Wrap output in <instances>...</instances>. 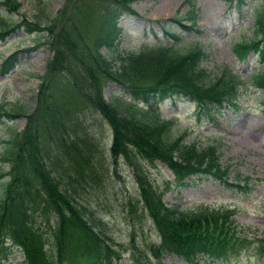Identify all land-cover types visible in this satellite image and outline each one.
Segmentation results:
<instances>
[{
  "label": "trees",
  "instance_id": "obj_1",
  "mask_svg": "<svg viewBox=\"0 0 264 264\" xmlns=\"http://www.w3.org/2000/svg\"><path fill=\"white\" fill-rule=\"evenodd\" d=\"M130 1L95 0L98 7L87 38L79 19L83 14L82 7L77 6L76 0H62L43 23L37 16L15 21L0 16V36L19 26L26 32L43 30L45 43L51 49L39 75L33 108L26 112L21 104L5 107L4 102H0V115L10 118L23 114L25 117L19 133L10 129L1 150V156L8 160L5 170L8 178L3 183L4 194L0 200V264H4L6 252L11 250L8 246L20 251L21 264H112L111 260L120 252L87 221L79 205L64 187H59L43 160L40 146L43 135L53 143L65 142V134L61 131L63 124L57 116L59 111L57 107L50 109L53 104L44 94L52 73H61L70 88L106 119L111 128V156L120 154L132 167L141 202L138 212L146 211L158 234V241L149 243L147 250L155 261L143 257L139 245L130 242V257L136 264H161L159 257L163 252L178 254L188 263L194 262L197 255L237 257L239 249L248 245L230 209L193 213L168 205L138 162L139 158H158L171 169L175 186L187 184L192 173L206 172L223 184L244 189L249 176L235 170L230 177L228 164H221L217 159L215 144L198 147L193 140L183 141L180 133H170L166 118L149 111L151 105L163 97H187L205 108L235 105L236 74L222 70L204 81L202 78L206 73L199 64L201 49L195 46L174 51L165 41L145 44L135 51H117L119 63L112 64V57H106L101 48L116 47L121 30L118 19L133 11ZM0 6L13 10L19 6V1L0 0ZM183 15L169 19L181 26L192 25L196 7L189 6L186 11L184 18L188 24L180 22ZM163 21L160 22L161 29L174 37V32L163 27ZM254 22V31L258 35L233 44V51L238 56L249 48L256 51L259 58L264 57V16L257 14ZM15 56L12 50L0 58V74L13 65ZM247 78L250 83L264 86V69L250 72ZM106 81L118 85L125 94L112 92L110 95L114 103L122 104L125 113L119 112L113 102L102 96L101 88ZM136 101L146 107L137 106ZM136 111L148 117L138 118ZM90 139L95 141L94 136ZM92 141L88 145L91 146ZM71 145L74 162L79 164L88 157L82 147L74 142ZM46 210L55 216L51 247H44L36 222L37 216L45 215ZM74 229L75 236H72L68 231ZM5 237L8 242L4 241ZM75 239L80 241L78 248L72 245ZM251 246L257 259L264 260V237H256Z\"/></svg>",
  "mask_w": 264,
  "mask_h": 264
},
{
  "label": "rangeland",
  "instance_id": "obj_2",
  "mask_svg": "<svg viewBox=\"0 0 264 264\" xmlns=\"http://www.w3.org/2000/svg\"><path fill=\"white\" fill-rule=\"evenodd\" d=\"M18 1L19 6L13 10L0 6V15L7 21L37 16L43 23L62 0ZM76 1L77 6L82 7L83 14L79 15V19L87 38L98 5L95 0ZM189 1L131 0L133 11L118 19L121 30L116 47H102L101 51L106 57H112L111 62L116 65L119 63L117 51L136 50L145 44L165 41L171 44L174 51L197 45L202 50L200 64L206 71L202 78L204 81L222 68L236 74V106L229 103L205 108L189 98L164 97L151 105L149 111L167 119L170 133L184 131L183 140H193L198 147L215 144L218 161L229 163L230 176L235 170L249 175L245 189L226 186L205 172L191 174L190 184L176 188L171 184L173 174L163 162L155 158H139L138 162L154 189L162 191L161 197L167 203H177L185 209L194 210L231 208L234 220L243 226L239 231L245 235L247 244L256 241V237L264 236V86L253 85L247 78L249 72L264 67V58L260 60L257 52L252 50L238 57L231 46L234 41L255 36L253 19L257 14L264 15V0H243L242 3L236 0H192L197 6L194 25L183 27L171 21L169 18L174 14L186 12ZM183 16L180 21L186 24ZM162 20L163 27L176 34L174 37L161 29ZM12 50L16 55L14 65L0 74V101L7 106L22 104L24 111H30L35 102L38 76L43 72L51 49L45 43L43 30L26 32L21 27H15L0 36V58ZM101 90L111 102L112 92L125 95L118 85L110 81L104 82ZM44 94L53 104L50 109L57 107V116L63 124L61 131L65 134L63 143L48 141L45 135L40 138L43 160L59 187L66 189L94 229L121 250L112 264H136L130 258V242L139 245L143 257L155 261L156 258L148 253L146 247L158 237L146 211L138 212L141 202L131 165L120 157L112 159L108 153L111 140L108 122L69 89L61 73L50 75ZM113 104L119 112L125 113L122 104ZM136 105L144 108L140 101ZM135 116L148 117L140 111H136ZM23 123L22 114L11 119L0 116V152L6 144L9 128L19 130ZM91 136L95 137V141L90 139ZM89 141H92L91 146ZM72 142L88 153V157L79 164L73 160ZM6 163L8 161L0 157V171L6 169ZM4 177L0 174V192ZM54 218L49 210L36 218L44 247H51ZM68 233L75 236V229ZM8 240L4 238L5 242ZM79 242L75 239L72 245L78 248ZM8 247L11 250L6 252L4 264H21L20 251ZM250 249L246 246L240 250L238 257H232L227 262L200 255L192 264H264L257 261L255 255L247 254ZM159 261L161 264H188L183 257L172 252H163Z\"/></svg>",
  "mask_w": 264,
  "mask_h": 264
}]
</instances>
